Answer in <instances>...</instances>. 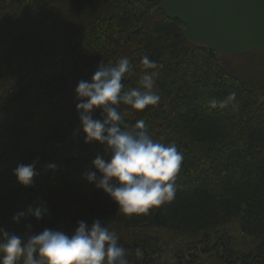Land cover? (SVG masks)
Returning <instances> with one entry per match:
<instances>
[{
  "label": "trees",
  "instance_id": "obj_1",
  "mask_svg": "<svg viewBox=\"0 0 264 264\" xmlns=\"http://www.w3.org/2000/svg\"><path fill=\"white\" fill-rule=\"evenodd\" d=\"M254 51L264 54L235 55ZM145 55L160 66V101L127 118L143 119L152 138L175 143L183 160L173 201L125 217L83 178L95 171L97 155L110 154L84 143L75 88L101 61L127 57L138 74ZM221 56L191 42L155 2L0 0V228L24 234L31 224L32 234L49 228L71 236L77 221L99 219L117 234L130 264H264V78L242 80ZM136 80L123 83L134 88ZM232 91L235 110L210 107ZM37 157L33 186L20 185L13 170ZM50 163L54 171L46 170ZM41 205L48 214L40 221L13 222Z\"/></svg>",
  "mask_w": 264,
  "mask_h": 264
},
{
  "label": "clouds",
  "instance_id": "obj_2",
  "mask_svg": "<svg viewBox=\"0 0 264 264\" xmlns=\"http://www.w3.org/2000/svg\"><path fill=\"white\" fill-rule=\"evenodd\" d=\"M140 65L137 74L127 57L114 64L101 61L91 80H80L75 88L84 143L104 145L110 154L108 160L97 155L92 161L95 171L83 173V178L103 190L118 206L117 213L125 217L145 215L173 201L183 160L175 143L155 141L143 119L131 123L127 118L160 101L154 91L160 66L147 55L141 58ZM133 75H137V86L126 88L123 81ZM236 95L232 91L222 100L213 98L210 107L223 110L231 106L235 110ZM97 110L100 117L94 118ZM38 162L39 157L13 170L20 185L33 186ZM55 169V164L46 166V170ZM47 214L44 205L29 206L12 219L15 223L28 217L40 221ZM26 228L24 234L0 228V264H130V253L118 243L117 234L99 219L91 225L77 221L71 236L60 229L45 228L32 234V225ZM135 256L143 257L139 247Z\"/></svg>",
  "mask_w": 264,
  "mask_h": 264
},
{
  "label": "water",
  "instance_id": "obj_3",
  "mask_svg": "<svg viewBox=\"0 0 264 264\" xmlns=\"http://www.w3.org/2000/svg\"><path fill=\"white\" fill-rule=\"evenodd\" d=\"M184 26L186 37L222 55L264 51V0H143Z\"/></svg>",
  "mask_w": 264,
  "mask_h": 264
},
{
  "label": "rangeland",
  "instance_id": "obj_4",
  "mask_svg": "<svg viewBox=\"0 0 264 264\" xmlns=\"http://www.w3.org/2000/svg\"><path fill=\"white\" fill-rule=\"evenodd\" d=\"M222 65L230 72L236 74L244 81L259 80L264 78V54L254 51L243 55H230L220 57ZM229 229L235 239H240L236 224H232ZM199 264H220L213 260L203 259Z\"/></svg>",
  "mask_w": 264,
  "mask_h": 264
}]
</instances>
